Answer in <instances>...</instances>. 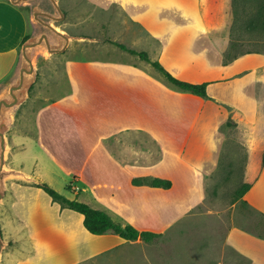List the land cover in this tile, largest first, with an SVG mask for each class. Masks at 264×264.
Returning a JSON list of instances; mask_svg holds the SVG:
<instances>
[{
  "label": "crops",
  "instance_id": "obj_1",
  "mask_svg": "<svg viewBox=\"0 0 264 264\" xmlns=\"http://www.w3.org/2000/svg\"><path fill=\"white\" fill-rule=\"evenodd\" d=\"M89 1L99 9L112 5L118 7L126 17V25L140 27L143 41L136 40L133 44L109 38L107 43L99 44L98 40L91 39L99 44L89 60L92 68L69 69L67 73H61L56 82L49 84V93L57 94L56 97L45 91L47 95L37 115L35 132L20 136L24 145L20 144V150H12L10 167L34 179L28 183L12 184L13 213L18 220L26 223L34 241L33 251L19 264H99L98 258L109 257L110 252H117L115 258L118 259V262L109 261L110 264H133L130 250L121 247L130 240L111 232L100 235L90 233L83 226V216L79 212L61 208L46 192L33 185L36 181L50 183L49 175L56 168H63L70 175L67 190L77 200L105 211L115 221L120 218L116 215V207L122 215L123 212L134 215L135 206L140 218L152 224L138 226L127 223L129 219L124 214L126 224L139 230L164 234L168 221L174 220L173 213H164V201L153 199L149 196L150 192H174L179 187L192 189L199 180L205 181L215 172L227 139L221 126L229 122L230 111L245 115L252 124L258 121L257 88L264 83V53H245L227 64L223 63L230 41L232 0ZM24 6L0 0V81L13 70L23 38L29 34ZM151 11L160 16V19L156 17V24L159 20L164 26L156 28H170L176 32H173L176 39L165 40L159 34L149 32L154 26L149 27L152 22L145 21L141 15ZM188 17L191 21L187 24L184 19ZM190 27L200 31V40L188 41L178 36L181 31L186 34ZM114 42L135 51H144L151 60L159 63L167 51L164 65L171 75L178 76L175 70L186 69L194 77L190 81L207 82L204 102L218 110L217 117H220L215 122L214 132H206L212 122L208 117L197 127H191L189 123V128H183L188 125L186 119H171V124L178 127V133L165 139L150 133L143 119L149 108L157 112V93L164 90V76L161 72L159 75L149 62ZM169 46H179L183 54L186 51L190 54L182 59L171 57V53L168 56L171 52ZM75 62L80 66L86 60H71V63ZM145 63L150 68L135 67H143ZM249 90L247 100L246 91ZM149 91H153L154 95ZM190 98L201 102L200 96L191 94ZM246 105L251 108L247 110L252 113L251 116L245 113ZM160 124L156 120L154 127ZM163 150L168 154L165 155ZM62 153L64 156H61ZM149 176L167 179L171 186L133 185L134 178ZM75 188L79 190L74 191ZM133 189L139 192L134 201L131 196ZM31 193L48 196L51 214L35 212L36 202L25 201L26 195ZM64 196L75 199L67 194ZM168 200V205L179 204L178 197H169ZM232 205L245 207L248 216L240 224L224 225L223 245L216 251L230 257L227 256L228 262L218 260L215 264H243V261L264 264V236L254 230L260 217L264 218V156L250 187ZM176 250H179L177 246L171 247L168 253L156 249L154 261L142 256L135 264H180V253ZM183 250L192 256L199 253V259L204 264H213L211 247L192 246ZM165 254H171L170 258L168 256L165 260ZM190 261L194 263L196 260L193 258ZM104 263L107 264V261Z\"/></svg>",
  "mask_w": 264,
  "mask_h": 264
},
{
  "label": "rangeland",
  "instance_id": "obj_2",
  "mask_svg": "<svg viewBox=\"0 0 264 264\" xmlns=\"http://www.w3.org/2000/svg\"><path fill=\"white\" fill-rule=\"evenodd\" d=\"M57 2L65 15L62 20L52 22L58 28L66 31L74 38L70 40L71 42L68 48L62 53L45 56L41 50L35 52V81L29 89L26 100L16 108L12 125L6 132L7 167H10L9 159L12 150H20V144L24 145V143H21L20 141V136L26 134V132L30 134L35 132L37 115L40 112L41 107L43 106L42 104L45 101L44 98L47 95L45 91L50 96L56 97L57 94L49 93V84L56 82V78L60 76L61 73H67L69 69L76 70L92 68L89 61L91 55L96 51L99 44L104 42L107 43L106 39H118L133 44L134 42L136 44V40L143 41L140 27L136 25H132L131 27L129 24L126 25L125 22L127 20L125 15L115 5H112L107 9H99L92 6L93 3L91 4L89 0H57ZM23 9H25L26 14L28 15V35H31L36 28L30 20V7L29 5H25ZM141 17L145 21L152 22L149 27L154 26V28L149 32L157 33L165 40L177 38L176 34L173 33L175 31H171L170 28L165 30L156 28V26H164L162 23L158 22L159 20H157L156 24V17L160 19V16L154 15L153 11L143 14ZM184 21L188 24L191 21V18L188 17L187 19H184ZM241 33L243 34H239V36L242 35V39L238 40L237 43L242 45V50L252 49L264 52V37L254 38L242 31ZM180 34L181 35L178 36L188 41L196 39L200 40L202 38L200 31L194 27L187 29L186 34L185 31H181ZM91 39L98 40L99 44L90 41ZM168 50L171 51L168 53V56L171 53V57L174 58L178 56L182 59L190 54V51L186 50V53L183 54V51L181 49L179 50V46H169ZM166 57L167 51L163 61H159L164 69L169 71L164 65ZM72 59L75 61L86 60V62L79 66L77 62L71 63ZM17 64L18 61L13 70L10 71L4 79L9 78L14 73ZM144 65L145 66L143 67H137L135 65V67L142 69L150 68V65L146 63ZM182 65L183 64L181 63V68H183ZM175 73L178 75H174L176 78L184 81L194 79L186 69H177L175 70ZM158 74L160 75L161 73L159 72ZM163 79L165 83L164 90L162 93H159V91L157 93L159 97L156 102V104H158L157 112L155 109L151 108L145 111L146 115L145 119H143V123L147 130H149L150 133L154 132L165 139L167 136H172L175 135V133H178V127L171 124V119L177 118L181 121H185L186 119V124L188 125L183 126V128H189V123L191 127H197L202 123L203 119L209 117V120L212 122L206 132L213 133L215 122L220 119V117H217L218 110H215L213 106L210 107L208 104H205V98L203 97H201V102L193 101L192 98H190L192 93L182 90L169 82L165 77ZM2 81H0V83ZM246 88L247 85L245 86V89ZM257 89L259 96L257 107L258 121L255 124H252L247 120L245 115L230 111L229 122L221 126V131L225 134L227 139L218 162V167L208 179L205 181L199 180L198 184H195L192 189H183L179 187L174 192H170L169 190L165 192H150L152 194L149 196L153 199H162L164 201L163 212L173 213L174 220H169L164 234H159V236L152 242L130 240L129 242L121 244V247L123 246L128 249V251L130 250L131 257L130 255L129 257L131 258V263L135 264V262H139L140 257L142 256L146 257L147 260L154 261L157 257L155 254L156 249L165 250L168 253L169 249L174 246H177L180 250L175 251L176 253H180V264L205 263L199 259L201 254L199 255V253H197L195 256H192L189 252L187 253L183 250L184 248L192 246L211 247L213 252V264L218 260L229 261L227 258L229 254L217 253L218 251H216L219 250V246L223 245L221 236L223 237L224 225L226 224V226L229 227L233 222L235 224H240L247 219L248 214L245 207H233L232 204L237 199L236 191L244 183L251 182L264 156V83L260 84ZM152 92L153 91H149L151 95H154ZM246 93L248 100L250 90L246 91ZM247 106L248 105L245 107V113L247 116H251L252 113L247 111L251 108H248ZM156 120L161 122V124L154 127ZM195 129L198 130V128ZM164 145H166L165 142ZM163 153L165 155L168 154L166 150H163ZM61 156H64L63 153ZM72 164H76L75 160L72 161ZM141 178L151 179L150 176ZM48 179L50 180V183H46L56 191L63 195L67 194L75 198L73 193L67 190L70 175L67 174L66 170L63 168H56L54 172L50 173ZM14 182L28 183L29 181L19 177L8 178L6 181L5 194L0 201V227L4 241L0 256V264H19L31 254L34 248V241L29 235L26 223L22 220H18L12 210L14 200L12 184ZM144 185L149 186L146 183L134 186ZM81 189L82 191L84 190L82 186ZM78 190V188L74 189V191ZM131 196L134 201V197L138 198L139 192L133 189ZM169 197H178L179 200L177 201L179 204L176 206L168 205L167 202L169 201ZM48 199L49 198L46 195H36L31 193L26 195L25 201L29 200V203L36 202L37 210L35 212L51 214V210L48 207ZM24 208L27 210L28 206L25 205ZM133 211L134 215L130 212H126V214L123 212V215L125 214L127 219H129L127 223H133L138 226L152 224L150 221H144L140 218L138 208L135 206H133ZM116 212V215H119L118 217H120L119 221L116 220V222L125 225L126 217L124 218L118 207H116ZM248 222L250 221L248 220ZM256 226L257 229L254 230H257L259 234L264 235L263 217H260L259 223ZM122 250L120 251L121 253ZM108 256L109 257L106 258L104 257L105 259L99 257L98 263L102 264L104 261H107V264L112 263V261L118 262V259L115 258L117 257V252H110ZM165 256L164 259L167 260V257L169 256L170 258L171 254H165ZM40 257L44 258L42 255H40ZM193 258L196 260L194 263L190 261V259L193 260ZM242 263L247 264L246 261H243ZM33 264L35 263L33 262Z\"/></svg>",
  "mask_w": 264,
  "mask_h": 264
},
{
  "label": "trees",
  "instance_id": "obj_3",
  "mask_svg": "<svg viewBox=\"0 0 264 264\" xmlns=\"http://www.w3.org/2000/svg\"><path fill=\"white\" fill-rule=\"evenodd\" d=\"M233 21L230 28V41L228 49L224 52L223 63L227 64L237 56L251 52H262L252 49H241V44L237 43L242 39L244 32L254 38L264 37V0H232ZM237 35V36H236ZM26 35L23 41L28 37ZM122 49H126L132 54L138 55L141 59L149 62L155 69L163 74V76L172 84L200 97H206L207 82L194 83L178 79L171 75L158 62L149 58L144 51H135L127 48L125 45L114 42ZM239 48V49H238ZM264 53V52H263ZM133 184L141 185L143 183L153 187L169 188L171 182L162 178H135L132 180ZM34 186L41 188L46 192L53 202L60 205L61 208H69L79 212L83 216V226L92 234H104L107 232L114 233L124 240H143L145 242H152L159 234L149 230H139L130 224L121 225L113 220L105 211L91 207L85 202L75 199H68L63 194L56 191L49 184L42 181H36ZM250 187V183H244L237 191L236 198H240ZM264 236V235H263ZM264 238V237H263Z\"/></svg>",
  "mask_w": 264,
  "mask_h": 264
},
{
  "label": "water",
  "instance_id": "obj_4",
  "mask_svg": "<svg viewBox=\"0 0 264 264\" xmlns=\"http://www.w3.org/2000/svg\"><path fill=\"white\" fill-rule=\"evenodd\" d=\"M14 5H29L30 20L35 31L20 46L19 60L14 73L0 83V201L8 178L19 177L34 181L25 172L6 166L7 138L14 112L27 98L29 89L36 78L34 54L41 50L45 56L66 50L72 35L58 28L52 21L64 18V12L57 0H8ZM82 38V37H76ZM4 241L0 230V256Z\"/></svg>",
  "mask_w": 264,
  "mask_h": 264
}]
</instances>
